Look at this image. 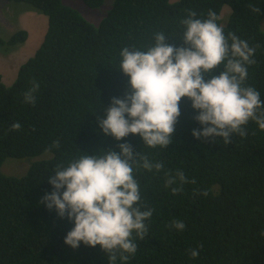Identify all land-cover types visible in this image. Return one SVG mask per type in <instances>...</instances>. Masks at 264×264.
Wrapping results in <instances>:
<instances>
[{
    "label": "trees",
    "instance_id": "1",
    "mask_svg": "<svg viewBox=\"0 0 264 264\" xmlns=\"http://www.w3.org/2000/svg\"><path fill=\"white\" fill-rule=\"evenodd\" d=\"M6 1L41 12L47 30L35 54L19 66L15 82L5 86L0 81V264H109L99 245L67 246L64 240L74 224L49 211L41 199L53 191L48 179L57 165L80 152L119 153L120 143L164 162L159 173H135L154 212L128 264H264V129L255 120L245 126L246 136L235 134L227 145L223 138L197 140L192 131H202L195 120L199 113L182 98L173 142L166 149L144 147L138 135L116 141L104 136L98 124L111 99L130 92L129 78L119 70L121 49H147L158 31L165 33L167 44L184 46L179 22L189 10L206 18L209 10L219 17L229 7L225 34L234 32L256 49L245 84L264 101V0H110L97 26L61 0ZM80 1L92 9L104 3ZM27 37L19 30L6 41L0 38V45L15 46ZM221 71L218 67L212 74ZM33 80L40 85L34 105L23 98ZM15 122L20 130H11ZM57 140L58 149L52 147ZM45 152L51 157L33 163L22 177L1 173L7 158ZM177 169L195 184L173 195L164 187V173ZM174 219L184 222L183 231L168 227ZM197 246L199 256L192 258L189 250Z\"/></svg>",
    "mask_w": 264,
    "mask_h": 264
},
{
    "label": "clouds",
    "instance_id": "2",
    "mask_svg": "<svg viewBox=\"0 0 264 264\" xmlns=\"http://www.w3.org/2000/svg\"><path fill=\"white\" fill-rule=\"evenodd\" d=\"M218 20L212 10L206 18L189 10L179 22L184 46L167 44L165 33L158 31L147 49H121L119 70L129 78L130 92L123 98L113 97L105 109L106 118L99 119L104 136L121 141L130 134L138 135L144 147L166 149L173 142L182 98L190 100L199 113L195 120L202 131H192L197 140L223 138L227 145L233 135H247L245 126L250 120L264 129V114L257 115L264 101L257 89L245 84L256 49L234 32L225 34ZM218 67L223 71L213 75ZM39 88L33 80L23 93L24 102L34 105ZM20 129L19 122L11 126L13 131ZM118 146L119 153L101 150L89 156L80 152L57 165L48 179L53 191L41 203L74 224L64 240L67 246L99 245L109 264H128L137 252V239L147 236V222L154 212L143 199L135 173L140 169L159 173L164 171V162L153 161L142 152L134 154L128 143ZM52 147L58 149L59 140ZM164 175V187L173 195L185 184H195L179 169ZM168 227L181 232L186 226L174 219ZM200 247L189 250L192 258L199 256Z\"/></svg>",
    "mask_w": 264,
    "mask_h": 264
},
{
    "label": "rangeland",
    "instance_id": "3",
    "mask_svg": "<svg viewBox=\"0 0 264 264\" xmlns=\"http://www.w3.org/2000/svg\"><path fill=\"white\" fill-rule=\"evenodd\" d=\"M61 3L75 9L94 26L99 24L111 4L110 0H104L100 7L92 9L80 0H61ZM229 13V7L224 6L219 16L223 26L228 21ZM260 25L264 30V18ZM19 30H24L28 34L24 43L15 46L0 45V81L5 86L15 82L19 66L32 57L40 46L47 30V17L26 3L0 0V38L6 41ZM50 157L51 153L45 152L35 157L7 158L1 165V173L6 176L22 177L33 163Z\"/></svg>",
    "mask_w": 264,
    "mask_h": 264
}]
</instances>
